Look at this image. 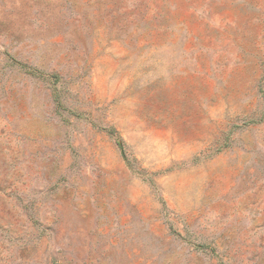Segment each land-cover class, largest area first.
Instances as JSON below:
<instances>
[{
    "label": "rangeland",
    "instance_id": "rangeland-1",
    "mask_svg": "<svg viewBox=\"0 0 264 264\" xmlns=\"http://www.w3.org/2000/svg\"><path fill=\"white\" fill-rule=\"evenodd\" d=\"M0 264H264V0H0Z\"/></svg>",
    "mask_w": 264,
    "mask_h": 264
}]
</instances>
